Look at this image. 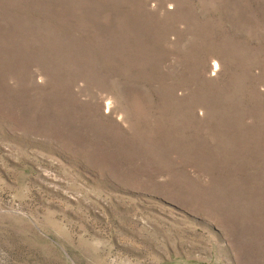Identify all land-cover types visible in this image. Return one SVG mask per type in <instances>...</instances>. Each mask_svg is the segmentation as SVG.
Here are the masks:
<instances>
[{
	"label": "rangeland",
	"instance_id": "obj_1",
	"mask_svg": "<svg viewBox=\"0 0 264 264\" xmlns=\"http://www.w3.org/2000/svg\"><path fill=\"white\" fill-rule=\"evenodd\" d=\"M0 264H264V0H0Z\"/></svg>",
	"mask_w": 264,
	"mask_h": 264
}]
</instances>
